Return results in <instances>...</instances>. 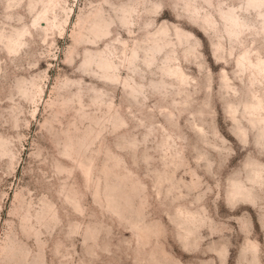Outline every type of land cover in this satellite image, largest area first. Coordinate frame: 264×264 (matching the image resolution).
<instances>
[{
	"label": "clouds",
	"instance_id": "clouds-1",
	"mask_svg": "<svg viewBox=\"0 0 264 264\" xmlns=\"http://www.w3.org/2000/svg\"><path fill=\"white\" fill-rule=\"evenodd\" d=\"M0 6V129L13 133L0 138L9 140L15 162L32 123L49 131L31 119L44 73L29 37L54 12L62 29L70 6L68 0H0ZM186 24L207 29L218 62L223 54L232 63L228 54L245 48L264 53V0H86L65 60L75 79L62 76L56 94L96 115L97 123L118 121L125 131L114 147L127 163L121 159L120 172L103 181L88 210L82 194L38 166L32 191L17 190L6 221L0 191V264H229L238 235L245 243L236 264H264V245L255 240L256 224L264 233V103L256 113L249 107L254 93L264 101V73L258 89L242 68L232 80L210 74L197 51L202 45L182 31ZM189 65L198 69L195 77ZM218 106L228 113L235 143L216 123ZM135 170L142 175L127 181ZM242 208H251L255 223Z\"/></svg>",
	"mask_w": 264,
	"mask_h": 264
},
{
	"label": "rangeland",
	"instance_id": "rangeland-1",
	"mask_svg": "<svg viewBox=\"0 0 264 264\" xmlns=\"http://www.w3.org/2000/svg\"><path fill=\"white\" fill-rule=\"evenodd\" d=\"M68 3L70 11L67 19L64 20L62 29L59 16L54 12L47 18L39 20L38 29L32 30L35 35L29 37L34 42L33 50L40 53L39 69L44 73L41 100L31 119L38 122L39 125H48L49 131L43 132L37 123H32L24 140L20 141L19 151L21 155L14 162L9 157V140L7 139L13 133L7 129H0V134L7 133V137L0 138V157H2L0 159V177H2L0 178V191H3L7 197L3 212L5 221L8 219L9 211L15 201L17 190L29 188V184L32 183V169L37 166L42 171H49L50 174L55 172L54 183L59 184L60 181L66 180L70 192L83 195L84 199L81 206L88 210L92 208L93 201L99 198L103 181L109 180L120 172L121 159L127 163L125 154L118 153L114 147L125 131L115 127L118 121L114 120L112 125L97 123L96 115L87 110L80 111L77 105L62 102V99L67 100L68 97L65 96L61 99L56 94V85L62 76L69 80L75 79V76L70 74L71 69L65 60L72 51L73 32L80 22L81 10L86 6V0H68ZM3 11V7L0 6V12ZM20 14L25 15L23 11ZM166 16L174 20L171 12H166ZM50 21L51 32L49 31ZM182 31L202 45L197 51L205 58L206 67L210 74H214L218 78L225 77L227 80H232L236 72L242 68L253 89H258L261 86V74L264 73V53L260 51L259 47H253L251 50L245 48L239 53H229L227 60H231L232 63H228L222 54L218 62L214 54L212 38L206 28L186 24ZM53 48L56 49L55 55H43L45 50L51 51ZM188 68L189 73L195 77L198 69L194 65H189ZM84 82L90 83L87 78L84 79ZM116 96L117 99L114 103L120 104L122 91L117 90ZM262 103L264 101L258 94L254 93V101L249 107L253 113H256ZM217 110L220 114L216 123L221 133L235 143L234 136L229 134L231 120L227 111H222L220 106ZM158 119L161 124L164 123V117ZM181 123L183 124V121ZM59 129L64 130V137L57 135ZM140 131L143 132V130ZM60 141H62L63 146L57 148ZM34 153L40 159L47 160V164L38 165ZM10 168L12 175H4ZM141 175L142 170H135L125 179L131 182ZM177 177L191 179L190 176L184 177L182 173H177ZM29 191L32 189L29 188ZM68 207L71 211V206ZM223 211L225 210L222 209ZM240 211L250 213L255 223V213L252 212L251 208H242ZM233 227L236 225L233 224ZM131 235L132 233L129 231L124 232L125 237ZM255 240L264 245V233L260 232L258 224H256ZM244 243L245 237L243 235H238L233 239L235 247L230 251L229 264H236L240 248ZM173 250L177 255H183L185 261H190V257L180 253L179 249L174 247Z\"/></svg>",
	"mask_w": 264,
	"mask_h": 264
}]
</instances>
